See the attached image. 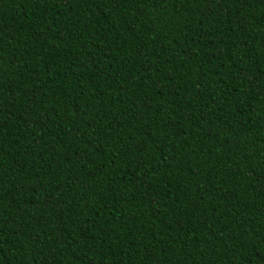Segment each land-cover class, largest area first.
Masks as SVG:
<instances>
[{
    "label": "trees",
    "instance_id": "obj_1",
    "mask_svg": "<svg viewBox=\"0 0 264 264\" xmlns=\"http://www.w3.org/2000/svg\"><path fill=\"white\" fill-rule=\"evenodd\" d=\"M0 264H264V0H0Z\"/></svg>",
    "mask_w": 264,
    "mask_h": 264
}]
</instances>
